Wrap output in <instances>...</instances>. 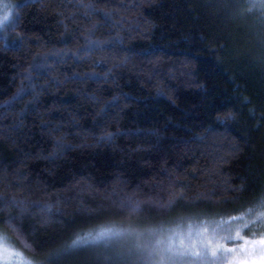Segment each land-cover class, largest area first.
Segmentation results:
<instances>
[{"label":"trees","instance_id":"obj_1","mask_svg":"<svg viewBox=\"0 0 264 264\" xmlns=\"http://www.w3.org/2000/svg\"><path fill=\"white\" fill-rule=\"evenodd\" d=\"M247 2L10 0L0 230L34 264H98L71 241L109 222L248 206L264 185V19Z\"/></svg>","mask_w":264,"mask_h":264},{"label":"snow or ice","instance_id":"obj_2","mask_svg":"<svg viewBox=\"0 0 264 264\" xmlns=\"http://www.w3.org/2000/svg\"><path fill=\"white\" fill-rule=\"evenodd\" d=\"M0 8L4 9L0 11V28L14 23L17 5L0 3ZM253 10L264 19V0H248L244 11ZM173 199L159 206L170 207ZM122 210L132 215L144 208L140 201L129 198L122 203ZM71 246L99 249L103 260L98 264H264V185L254 191L247 207L240 205L230 214H203L167 226L133 227L109 222L82 230ZM9 257L24 264L23 253L0 233V261Z\"/></svg>","mask_w":264,"mask_h":264},{"label":"rangeland","instance_id":"obj_3","mask_svg":"<svg viewBox=\"0 0 264 264\" xmlns=\"http://www.w3.org/2000/svg\"><path fill=\"white\" fill-rule=\"evenodd\" d=\"M0 3H3V4H8V5H12L11 3H10V0H0ZM0 11H4V9L3 8H0ZM8 26V25H7ZM7 26H5V27H3V28H0V32L2 31V30H4ZM185 216H182V217H180V218H177V219H183ZM187 217V216H186ZM175 219V218H174ZM186 219H188V218H186ZM185 219V220H186ZM178 222H180V221H177V222H174V223H178ZM170 224H173V223H170V222H165V223H153V224H149V225H146V226H142V227H148V226H158V225H165V226H167V225H170ZM0 233H3L2 232V230H0ZM4 234V233H3ZM9 243L11 244V246L12 247H14L15 249H18L17 248V246L13 243V241L9 238ZM91 249H96V248H91ZM20 252H22L20 249H18ZM96 250H99V249H96ZM23 253V252H22ZM23 257H24V264H27V261H32L33 262V260L30 258V257H28L26 254H24L23 253ZM103 257H101V259H102ZM0 264H21V262L20 261H17L16 259H14V258H12V257H9L7 260H3V261H0ZM33 264H34V262H33Z\"/></svg>","mask_w":264,"mask_h":264}]
</instances>
